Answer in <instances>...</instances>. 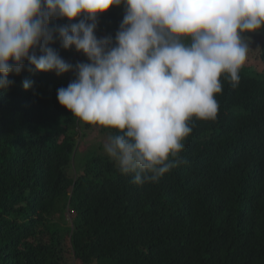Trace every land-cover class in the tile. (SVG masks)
Returning a JSON list of instances; mask_svg holds the SVG:
<instances>
[{
	"label": "trees",
	"instance_id": "16d2710c",
	"mask_svg": "<svg viewBox=\"0 0 264 264\" xmlns=\"http://www.w3.org/2000/svg\"><path fill=\"white\" fill-rule=\"evenodd\" d=\"M117 8L98 18L97 38L115 37ZM248 35L256 51L236 88L221 77L217 119L194 120L184 163L141 185L103 150L78 163L80 133L98 127L58 102L72 72H29L25 62L10 74L0 89V264H264V31Z\"/></svg>",
	"mask_w": 264,
	"mask_h": 264
},
{
	"label": "clouds",
	"instance_id": "9594fccd",
	"mask_svg": "<svg viewBox=\"0 0 264 264\" xmlns=\"http://www.w3.org/2000/svg\"><path fill=\"white\" fill-rule=\"evenodd\" d=\"M124 7L115 37L98 18ZM56 19L63 26H52ZM264 0H0V89L25 70L72 72L59 104L83 125L110 130L103 151L133 183L157 182L184 160L193 121H215L223 77L240 83ZM74 48L73 65L50 45ZM30 80L23 88L32 87Z\"/></svg>",
	"mask_w": 264,
	"mask_h": 264
},
{
	"label": "rangeland",
	"instance_id": "374dc122",
	"mask_svg": "<svg viewBox=\"0 0 264 264\" xmlns=\"http://www.w3.org/2000/svg\"><path fill=\"white\" fill-rule=\"evenodd\" d=\"M113 8V7H112ZM112 8H110L109 10H112ZM117 12L119 14V17L121 19V22L123 20V16H124V7L120 6L117 8ZM254 41L250 43V48L254 51H256V45H253ZM80 59H76V64L80 63ZM248 64H256V62L254 60H250L248 62ZM85 133V132H84ZM109 135V133H104V129L102 128H96L94 131H89L85 133V136H83V133H80L79 135V145H78V156L81 159V162L78 161V163H80V165L83 164V160L86 161L87 157L92 153V152H101V150H103V144L106 142L107 136ZM67 225L61 222V226L66 225L65 227L71 226V218L70 215L67 214Z\"/></svg>",
	"mask_w": 264,
	"mask_h": 264
}]
</instances>
